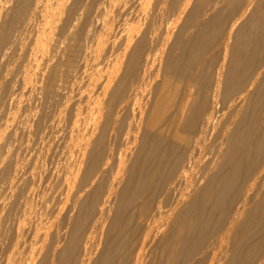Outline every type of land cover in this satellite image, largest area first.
Segmentation results:
<instances>
[{
    "label": "bare ground",
    "instance_id": "bare-ground-1",
    "mask_svg": "<svg viewBox=\"0 0 264 264\" xmlns=\"http://www.w3.org/2000/svg\"><path fill=\"white\" fill-rule=\"evenodd\" d=\"M191 1H5L0 263L264 264V0ZM50 107L79 142L53 197Z\"/></svg>",
    "mask_w": 264,
    "mask_h": 264
},
{
    "label": "rangeland",
    "instance_id": "rangeland-1",
    "mask_svg": "<svg viewBox=\"0 0 264 264\" xmlns=\"http://www.w3.org/2000/svg\"><path fill=\"white\" fill-rule=\"evenodd\" d=\"M5 1L6 0H0V16H3V18H5L6 17V15H7V13L9 12V10L11 9V6H12V4L10 3H5ZM56 1L57 0H52V3H53V5L56 3ZM132 1H135V0H132ZM192 1H194V0H192ZM191 1V2H192ZM190 2V4H189V6H191V3ZM4 4V5H2V4ZM3 6H5V7H3ZM188 6V7H189ZM8 7H10V8H7ZM190 8V7H189ZM189 8H187V9H189ZM252 8V7H251ZM6 11L5 13L6 14H4V12L3 11ZM1 11L3 12L2 14H1ZM163 15H164V12L162 13ZM164 17V20H165V18H166V15L165 16H162V18ZM2 18V17H1ZM2 18V21L0 22L1 24V26H2V22L4 21V19ZM160 20V21H159ZM163 19H162V21H161V18H158V22L156 23V26L158 25V27H160V28H164V26L165 25H163L164 23H162L163 21H164ZM164 22H166V21H164ZM162 23V24H161ZM231 42V41H230ZM18 77H21L20 75L18 76ZM17 77V78H18ZM16 78V80L18 81V79ZM20 80V79H19ZM20 84V81H19V83L17 82V84H15V85H19ZM16 86V87H17ZM19 86H21V85H19ZM22 87V86H21ZM21 87H19V92H21ZM16 89H18V87L17 88H14V93H17V96H19V92H18V90H16ZM16 90V91H15ZM16 96V94H14V96H13V98L15 97L16 99L18 98ZM15 98H14V100L13 101H11V103H10V101L9 100H6V98H2L1 97V99H0V105H1V103H4V106H3V104L0 106V109H2V111H6V108H7V111H10V113H7V111H6V114H5V116H7V117H3V115H4V112H2L3 114H0V117H3V118H11V114L14 112V109H15V106L14 105H16V100H15ZM5 101V102H4ZM15 101V103H14V105H13V102ZM8 102V103H7ZM5 103H7V105L5 104ZM9 103H10V105H9ZM6 105V106H5ZM11 106H13L12 108H14V109H11ZM5 109V110H3V108ZM49 109V108H48ZM48 109H46V111L48 110ZM51 109V110H50ZM50 109H49V111H50V113L48 112V118L50 117V114H55L56 115V112H57V109L55 108V107H50ZM11 110H12V112H11ZM52 112V113H51ZM54 112V113H53ZM0 113H1V111H0ZM67 113V112H66ZM10 114V117L8 116ZM51 116L50 117V121L51 122H48L47 124H46V126H45V128L44 129H40V130H38L39 132L37 133L36 131L34 132V130H35V128H34V130H33V132L35 133V135H32L31 136V138H32V140H30V143H29V145L31 144L32 146H33V148H31L32 146L30 145V147H29V149H28V153L29 154H27L26 155V157L28 158V160H31V166H33V165H35L36 163L38 164V162H37V159H42L41 161L39 160V162H44V167H45V171H44V168H43V166H42V163H40V166H39V164H38V166H37V164L35 165V166H37V167H35V166H33V167H35V168H33V167H29L28 166V168L26 169V173H27V175H26V178L27 179H31V181L30 182H34V180H35V182H40L41 180H43V181H41V182H43V184H42V186H41V191H40V193H38V195L40 194H42V193H44V191L45 190H47V189H50L51 187V189H52V193H50L49 194V192H51V190L50 191H48V193H46L47 191H45V193H46V195H48V196H50V197H53V196H55L56 194V185L57 184H54V183H56V182H70V177L72 176V175H70V173L72 172V169H73V166H74V164H75V160H78V159H76V157L78 158V156L76 155V154H78V153H76L77 151H78V148H77V146L79 147V145H78V143H77V145H75L76 144V142L75 143H73V142H71L72 140L70 139V135L69 134H71L70 132H71V124H72V121H70V124L69 123H65V122H68L67 121V117H69V116H67L68 114H66L65 115V117L62 115V117H63V121H62V117L60 118V121H59V119L57 120H55V118H57V115L55 116ZM36 118V117H35ZM64 118H66V119H64ZM70 118V117H69ZM1 119V123H2V118H0ZM5 119H3L4 121H5ZM34 120V119H33ZM65 120V121H64ZM69 120H72V119H69ZM3 121V122H4ZM36 121H37V118H36ZM53 121V122H52ZM35 123V122H34ZM49 123H51V125H48ZM54 123V124H53ZM56 123V124H55ZM61 124V127L59 126L60 124ZM67 124H69V125H67ZM63 125V126H62ZM14 126H15V128H16V122L14 123V125H13V128H14ZM49 126V127H48ZM53 126V127H52ZM59 126V127H58ZM47 127H48V129H50V131L47 129ZM62 127H65L64 129L62 128ZM54 128V129H53ZM58 128H60L59 130H58ZM56 129V130H55ZM63 129V133H64V135H63V133L61 132V130ZM70 129V130H69ZM43 131V133H40V132H42ZM51 131H55V132H52V133H50ZM56 132H60L59 133V135H61V137H62V139H63V137H64V139L61 141L60 139L61 138H59L60 136L59 135H56L57 133ZM46 133V134H45ZM54 133H56L55 135L56 136H54V137H52L53 135H54ZM36 134H38L37 135V137H35L36 138V140L34 139V141H33V136H36ZM44 134V135H43ZM52 134V135H51ZM65 134H67V135H69L68 137H65ZM45 136V137H42V136ZM66 135V136H67ZM40 137V138H39ZM46 137H47V139L48 140H46L45 142H44V139H46ZM56 137L59 139H56ZM24 139H25V137H23ZM30 138V139H31ZM41 138L43 139L42 141H41ZM53 138H55V139H53ZM66 138H68V141H67V139ZM37 139L39 140L40 139V141H38V143H36L37 142ZM52 139H53V141H52ZM25 141V140H24ZM51 141V142H50ZM56 141H58V142H56ZM47 142V143H46ZM50 142V143H49ZM53 143L55 144V145H53ZM57 143V144H56ZM70 143H72V147H73V144H74V151H75V153H74V151L72 152V151H70L69 149H70V147H71V145H70ZM49 144H51V145H49ZM47 145H49L48 146V148H46L47 147ZM69 145V146H68ZM24 146H25V142H24V145L22 144V148H24ZM52 146V147H51ZM60 146V147H59ZM68 148L67 150H66V148ZM31 148V149H30ZM14 149H17V146H15L14 147ZM13 149V150H14ZM49 149L51 150L50 152V154H49ZM53 149H56V150H53ZM72 149V148H71ZM36 150H39V151H36ZM40 150H41V152L43 151L44 153H41L40 154ZM15 151V150H14ZM46 151L48 152L47 154L48 155H46L45 156V153H46ZM54 151V152H53ZM60 151H61V154H60ZM26 152V153H27ZM31 152V153H30ZM34 152V153H33ZM37 152V153H36ZM55 152H56V154H55ZM64 153V155L62 156V154ZM67 152H69L68 154H69V156H68V154H67ZM70 152H72V155L70 154ZM35 153H36V155H35ZM38 153L40 154V155H38ZM59 153V154H58ZM44 154V155H43ZM29 155V156H28ZM76 155V156H75ZM31 156V157H30ZM45 156V157H44ZM48 156V157H47ZM53 156H55V158H53ZM58 156V157H57ZM67 156L69 157V158H71V156H73L74 158H75V160L73 159H71V161H73L72 163H71V161H69L70 159L69 158H67ZM38 157V158H37ZM42 157V158H41ZM29 158H32V159H29ZM46 158V160H43V159H45ZM58 158H60V160L58 159ZM66 158L68 159L67 161H66ZM35 160V162H34V160ZM52 159V160H51ZM58 159V160H57ZM50 160V161H49ZM55 160V161H54ZM61 160L63 161V162H61ZM33 161V162H32ZM46 161H48V162H46ZM57 161V162H56ZM30 162V161H29ZM46 162V163H45ZM55 162H56V164H55ZM65 162H66V165H65ZM68 162H70L69 164H68ZM77 162V161H76ZM54 163V164H53ZM60 163V164H59ZM29 164V163H28ZM45 164H46V166H45ZM48 165V166H47ZM53 165V166H52ZM60 166V167H59ZM72 166V167H71ZM40 167V168H39ZM47 167V168H46ZM53 167H55V168H53ZM38 169L37 171V173H39V176H38V174L36 173V172H34V171H36L35 169ZM48 168H49V170H48ZM51 168V169H50ZM31 169H32V171H31ZM34 169V170H33ZM39 169H42V172L41 171H39ZM30 170V171H29ZM31 172L30 174L28 173V172ZM43 171H44V173H43ZM71 171V172H70ZM34 172V173H33ZM40 172H41V174H40ZM46 172V173H45ZM51 172V173H50ZM57 173V174H55V173ZM68 173V175L66 176V174ZM34 174H36L35 176H33ZM49 174H51V176L49 175ZM63 174V175H62ZM28 175H30V176H28ZM44 175V176H43ZM36 176L38 177V178H36ZM42 178H41V177ZM54 176V177H53ZM56 176V177H55ZM66 176V177H65ZM69 176V177H68ZM51 177V178H50ZM41 178V180H39ZM57 180H56V179ZM53 179V180H52ZM65 179H67V180H65ZM45 180V181H44ZM69 180V181H68ZM54 181V182H53ZM46 182H48V183H50L49 185L48 184H46ZM53 182V184L55 185V187L51 184ZM44 183H45V185H44ZM48 185V186H47ZM52 185V186H51ZM44 187V188H43ZM43 188V189H42ZM47 188V189H46ZM45 189V190H44ZM64 213V215L66 214V210L64 209L63 211H61V213H60V215L58 216V215H56V214H54V217L53 216H51L50 218H52L51 219V222H53V223H55L56 225L59 223V222H61V220L63 219V217L62 216H64V215H62ZM58 217L57 218V220L55 219V217ZM59 217H61L60 219H59ZM55 220H54V219ZM58 220H60L59 222H58ZM56 221H57V223H56ZM54 224V230H56V225ZM60 235H61V237H63V235H62V233H60ZM38 245V244H37ZM36 245V246H37ZM39 245H40V243H39ZM38 245V246H39ZM36 246L34 247V248H36ZM37 246V248L38 249H34V250H36V252L37 251H39L40 250V248L39 247H41V245L38 247ZM0 264H3V261L0 263Z\"/></svg>",
    "mask_w": 264,
    "mask_h": 264
}]
</instances>
